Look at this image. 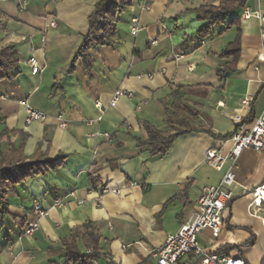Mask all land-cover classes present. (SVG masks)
<instances>
[{"label": "crops", "instance_id": "1", "mask_svg": "<svg viewBox=\"0 0 264 264\" xmlns=\"http://www.w3.org/2000/svg\"><path fill=\"white\" fill-rule=\"evenodd\" d=\"M131 1L117 15L108 43L88 48L84 60L77 53L98 0H0V47L14 45L19 62L15 78L0 81V131H17L11 141L23 142L28 159L36 153L65 155L55 170L9 192L7 214L0 216V264H73L64 256L65 241L88 222L99 236L100 254L112 264H156L150 252L193 214L201 188L217 185L231 167L235 180L225 228L218 239L203 231L199 243L244 264L264 259V207H249L253 188L264 181V151L245 149L234 166L228 161L221 171L204 159L208 147H219L235 130L236 117L249 127L264 113L260 20H242L241 10L235 24L230 15L200 38L196 33L207 22L196 10L217 7L220 0ZM246 1L264 17V0ZM51 21L55 27L48 26ZM236 37L238 53L224 57ZM31 57L39 65L36 73ZM222 66L225 77L218 75ZM120 90L132 96H121L111 107ZM245 98L249 105L242 104ZM20 101L46 120L26 123ZM174 105V116L192 129L164 155H151L146 127L167 131L166 108ZM73 190L75 197L54 206ZM34 201L47 214L26 235L25 226L37 220ZM75 244L79 252L86 250L81 237ZM193 260L189 255L175 264Z\"/></svg>", "mask_w": 264, "mask_h": 264}, {"label": "trees", "instance_id": "2", "mask_svg": "<svg viewBox=\"0 0 264 264\" xmlns=\"http://www.w3.org/2000/svg\"><path fill=\"white\" fill-rule=\"evenodd\" d=\"M131 2V0H98L92 14L89 16L88 33L77 53L78 57L85 60L87 59L88 48L108 43V38L116 26L117 15L130 6ZM246 3V0H220L217 7L198 8L196 10L198 18L205 20L207 23L196 35L200 38L207 36L211 26L221 23L230 15L232 16L230 24H235L238 13L247 6ZM238 50L239 43L238 37H236L223 50L222 55L224 57L236 55ZM18 69L19 62L15 46L9 44L0 47V81L14 79ZM226 74L225 66L218 68L219 77H225ZM178 107L179 105H174V109L171 107L172 110L170 107L166 108L169 113L167 121L170 126L167 131H160L152 126L146 127L148 138L145 141V146L151 155H164L176 137L192 129L189 122L184 120L185 118L179 119L178 117L177 119L174 116L176 110H179ZM181 108L192 114L185 105ZM16 133L17 131H8L7 129L0 131V216L7 214L8 194L13 191L16 185L28 178L44 175L49 170H55L65 159V155H59L58 158L52 159L46 154L40 153H36L28 159L23 154V142L15 143L11 141L10 135ZM79 237L83 239L85 249L90 250L91 253L85 254L77 250L75 241ZM98 240L99 236L95 227L90 222L85 223L80 229L74 231L69 240L65 241V258L72 261L73 264H91L95 258L102 259L104 264H112L111 261H105L104 256L100 254ZM261 264H264V259Z\"/></svg>", "mask_w": 264, "mask_h": 264}, {"label": "built area", "instance_id": "3", "mask_svg": "<svg viewBox=\"0 0 264 264\" xmlns=\"http://www.w3.org/2000/svg\"><path fill=\"white\" fill-rule=\"evenodd\" d=\"M259 2L260 0H256ZM242 20L256 18L262 24L264 31V17L258 9L251 10L245 6L240 15ZM137 20L134 19L135 23ZM50 27H55L56 23L51 21ZM138 28L134 25L131 28V33L136 34ZM155 43V41H153ZM28 64L31 66L32 73L39 70L37 60L33 57L29 58ZM121 96L131 97L132 93L125 91H116L110 102V106L114 107ZM250 100L245 98L242 101L243 105H249ZM19 104L24 107L26 112V123L34 121L44 122L46 114L31 108L27 101H20ZM100 115L97 120H101ZM60 127L65 126V120L58 117ZM236 128L230 136L221 139L219 147H208L204 153L205 162L216 171H221L224 165L230 161L232 166L235 165L238 157L245 149H252L256 152L264 151V113L260 114L255 121L248 127L239 117L234 119ZM99 134V133H98ZM106 139L110 138L108 132L102 133ZM228 145L227 148H223ZM231 167L227 170L221 181L217 185H206L201 188L200 195L196 202L195 211L184 222L176 233L166 236L164 243L150 252V256L156 261V264H175L179 260L192 255L194 262L191 264H244L240 257L222 256L215 252H210L202 247L199 243V236L203 231H210L213 239H218L222 230L225 228V214L232 200V192L230 187L235 180L234 172ZM134 185V184H132ZM106 188H102L101 192H106ZM114 194H119L118 190H111ZM75 191H69L64 197L56 198L54 206L61 207L65 204L68 197H75ZM253 200L249 207H264V181L252 190ZM33 210L37 220L28 223L25 226L24 234L31 235L39 228V219L44 217L47 212L37 202H33ZM127 249V246H123ZM85 254L91 253L86 249ZM104 260L109 262V258L104 256ZM91 264H101L100 258L92 260Z\"/></svg>", "mask_w": 264, "mask_h": 264}]
</instances>
